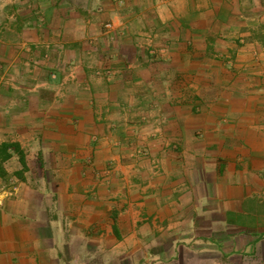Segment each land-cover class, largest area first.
Returning a JSON list of instances; mask_svg holds the SVG:
<instances>
[{"label": "crops", "instance_id": "0c3cea01", "mask_svg": "<svg viewBox=\"0 0 264 264\" xmlns=\"http://www.w3.org/2000/svg\"><path fill=\"white\" fill-rule=\"evenodd\" d=\"M262 1L105 2L25 38L44 51L0 75L27 164L5 163L0 264H264Z\"/></svg>", "mask_w": 264, "mask_h": 264}, {"label": "rangeland", "instance_id": "374dc122", "mask_svg": "<svg viewBox=\"0 0 264 264\" xmlns=\"http://www.w3.org/2000/svg\"><path fill=\"white\" fill-rule=\"evenodd\" d=\"M263 1L260 2V9L249 12L250 17L255 20L254 27L247 26L246 28L250 29L244 30L249 32V38L258 42L261 49L264 48ZM105 2L112 3L118 8L126 4V0H0V75L4 73L7 77L16 50L22 56L35 50L44 51V46L39 42L34 45L25 38L37 37L43 40L46 31H59L56 29L60 27V24L64 25L67 19L100 18ZM23 62H28L26 66L29 67L38 64L30 59ZM6 77L4 82L7 81ZM11 177L10 173L7 179L0 177V190H2L0 192L10 189Z\"/></svg>", "mask_w": 264, "mask_h": 264}, {"label": "trees", "instance_id": "16d2710c", "mask_svg": "<svg viewBox=\"0 0 264 264\" xmlns=\"http://www.w3.org/2000/svg\"><path fill=\"white\" fill-rule=\"evenodd\" d=\"M13 153H17L20 157V162L23 165L22 170L15 172L14 175L22 178L27 169L26 154L18 142H3L0 143V177L7 179L9 176L5 168V163L12 157Z\"/></svg>", "mask_w": 264, "mask_h": 264}, {"label": "built area", "instance_id": "2783aa9c", "mask_svg": "<svg viewBox=\"0 0 264 264\" xmlns=\"http://www.w3.org/2000/svg\"><path fill=\"white\" fill-rule=\"evenodd\" d=\"M106 27H107L108 29H112V23H107V24H106Z\"/></svg>", "mask_w": 264, "mask_h": 264}]
</instances>
